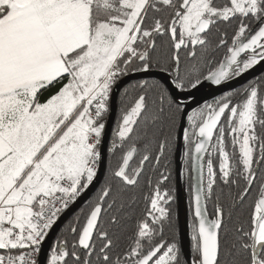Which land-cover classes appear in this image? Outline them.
I'll return each mask as SVG.
<instances>
[{
    "label": "snow or ice",
    "instance_id": "obj_1",
    "mask_svg": "<svg viewBox=\"0 0 264 264\" xmlns=\"http://www.w3.org/2000/svg\"><path fill=\"white\" fill-rule=\"evenodd\" d=\"M261 64L264 0H0V264H264V77L188 100ZM156 72L109 141L125 80ZM181 137L190 255L165 187Z\"/></svg>",
    "mask_w": 264,
    "mask_h": 264
},
{
    "label": "water",
    "instance_id": "obj_2",
    "mask_svg": "<svg viewBox=\"0 0 264 264\" xmlns=\"http://www.w3.org/2000/svg\"><path fill=\"white\" fill-rule=\"evenodd\" d=\"M264 73V64L258 65L251 69L248 73H246L242 78L234 79L231 82L226 83L223 86H216L211 85L210 82H206L205 86L200 89L199 91L194 92L193 97H189L188 100L191 102L192 100H199V106H202L204 103L211 101L224 93L233 91L250 80L260 76ZM159 73L156 72L154 75L150 76H143L141 74H134L133 76L127 78L125 80V83L121 86L120 90L117 92L116 96L114 97V100L112 102V112L109 119V126H108V140H110L111 131L113 128L115 116H116V110H117V98L120 93V91L125 87L127 84L137 81V80H143V79H158ZM198 105L195 103H191L190 108L188 111H191V108L197 107ZM182 124L185 127L186 126V117L182 120ZM182 137L177 139V145L175 150V168H176V195H177V208H178V218L180 220V232L184 237V252L188 255H190V249H189V241H188V232H187V226H186V213H185V199H184V192L181 182V176H180V156L182 151ZM107 159V158H106ZM106 169V166H105ZM195 173L193 172V176ZM103 174L100 177V181L96 184V187L92 189L91 192H89L88 196L85 197L79 204H77L71 212H69L59 223V225L56 227V229L52 233V237L49 240V243H52L55 239L57 233L61 229V227L65 224V222L82 206L85 204V202L91 197L93 192L97 189L99 184L102 181Z\"/></svg>",
    "mask_w": 264,
    "mask_h": 264
},
{
    "label": "trees",
    "instance_id": "obj_3",
    "mask_svg": "<svg viewBox=\"0 0 264 264\" xmlns=\"http://www.w3.org/2000/svg\"><path fill=\"white\" fill-rule=\"evenodd\" d=\"M223 53H224V50L223 49H221V50H219L218 52H216L214 55H215V58H216V60L218 61V60H220L221 58H222V56H223ZM262 77H264V74H262L261 76H259V77H257L255 80H253L252 82H259L260 81V79L262 78ZM148 80H153V79H148ZM137 81H140V80H137ZM137 81H133V82H131V83H129V84H127L125 87H123V89L120 91V93H119V95H118V98H117V110H116V116H115V120H114V124H113V128L112 129H114L115 127H116V123H117V121H118V118H119V115H120V113H121V110L124 108V107H126L127 106V104L130 102V100L132 99V97L133 96H135L136 95V91L137 90H135V89H133L131 86H133V85H135L136 83H137ZM251 82V83H252ZM125 88H128L129 89V94H128V96H126V97H123V99H122V97H121V93H123V91H124V89ZM239 92V91H238ZM236 99H240V97H239V95H237V97H236ZM110 139H111V136H110ZM110 141V140H109ZM175 143H176V141H175ZM173 152H174V149H173ZM173 152H172V154H173ZM110 159V162H111V165L112 166H115L117 163H118V159L117 158H115V157H111V158H107L106 159V169H105V172L107 171V166H108V160ZM172 160V155H171V157H170V161ZM103 179H104V176H103V178H102V181H101V183L103 182ZM99 186H100V184H99ZM99 186L97 187V189L99 188ZM165 187L166 188H168V189H170L171 190V192H172V194H173V192H174V187H173V181H171L170 180V178H169V181H168V183H167V185H165ZM96 189V190H97ZM96 190L93 192V194L91 195V197L95 194V192H96ZM91 197L89 198V199H91ZM88 199V200H89ZM87 200V201H88ZM87 201L85 202V204L84 205H82L66 222H65V224L61 227V229L59 230V232L57 233V235H56V237L58 236V235H60L61 234V232H62V230L66 227V226H68L69 225V222L70 221H72L73 220V218L78 214V213H80V211H81V209H83V211L86 213L87 212ZM209 210H210V212L212 213L213 212V207H212V204H211V202L209 203ZM172 208H173V211H174V214H175V227H176V230L178 231L179 230V222H178V218H177V216H176V208H175V203H173V205H172ZM188 215L186 214V226H187V221H188ZM81 219H83V217H81ZM166 234L167 235H171L172 234V229H170V228H167L166 227ZM179 232V231H178ZM55 237V238H56Z\"/></svg>",
    "mask_w": 264,
    "mask_h": 264
},
{
    "label": "flooded vegetation",
    "instance_id": "obj_4",
    "mask_svg": "<svg viewBox=\"0 0 264 264\" xmlns=\"http://www.w3.org/2000/svg\"><path fill=\"white\" fill-rule=\"evenodd\" d=\"M256 78L250 80L249 82H247L243 86H241V87H239V88H237V89H235L233 91L224 93L223 95H226V94L232 93V92H237L238 93V91L242 90L244 87H246L249 83H251ZM223 95H221V96H223ZM219 97H217L215 99H218ZM213 100L208 101L207 103H211ZM185 127H188L187 119H186V126ZM176 145H177V140H176V143H175L174 152L172 154V160L169 163V170L171 172V175H170L169 178H170L171 181H173V187H174L173 195L175 196V202L174 203H175V208H176V216L178 218L177 195H176V168H175V150H176ZM183 151H184V149H183V141H182V151H181V156H180V176H181V182H182V187H183V192H184V199H185V213L189 217V185H190V182H191L190 175L193 176V172H191L189 174V173H185V171H184ZM209 214L210 215L212 214L210 212V210H209ZM178 222H179V230L178 231L180 232V220H179V218H178ZM189 222H190V217L188 218V221H187V232L189 231V229H188ZM188 241H189V249H190V240H189V238H188Z\"/></svg>",
    "mask_w": 264,
    "mask_h": 264
}]
</instances>
